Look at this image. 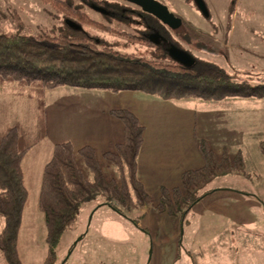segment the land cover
<instances>
[{
  "label": "rangeland",
  "instance_id": "374dc122",
  "mask_svg": "<svg viewBox=\"0 0 264 264\" xmlns=\"http://www.w3.org/2000/svg\"><path fill=\"white\" fill-rule=\"evenodd\" d=\"M71 1L85 3L82 4L84 10L105 21L103 16L87 7L86 3L91 0ZM157 1L181 19L178 28L166 27L162 31L159 45L92 27L83 26L82 29L98 36L114 50L164 61L172 59L165 51L168 38L194 62L211 63L235 79L247 77L252 82L264 81V0ZM111 24L117 30L133 32L131 25ZM53 28L68 30L70 24L61 14H52L50 6L43 1L0 0V33L37 34ZM10 90L0 86V130L20 121L30 134L34 133L35 102L13 97ZM102 93L66 86L45 92L49 132L28 149L22 164L27 195L17 236L21 264H43L47 252L38 195L43 163L50 158L53 145L70 140L80 146L89 140L96 144L99 156L103 138L89 132V125L78 117L79 114L87 106L86 110L92 108L90 104L97 105L98 100L102 106L114 101L120 107L128 104L126 101L131 97L129 92L118 93V96ZM192 101L196 137L207 138L218 153L222 150L230 154L241 152L246 161L245 172L231 171L211 178L198 193L213 191L185 213L168 215L158 212L153 204H145L121 214L101 204V194L82 201L74 223L62 232L55 246L56 262L264 264V154L257 145L264 139V97L233 95L220 100L194 98ZM151 107L152 113L162 115V107ZM139 121L142 123V118ZM146 150L153 153L152 148L146 147ZM106 172L116 175L111 167L106 168ZM175 180L144 178L143 182L145 190L156 201L160 186L179 184L180 180ZM0 264H7L1 254Z\"/></svg>",
  "mask_w": 264,
  "mask_h": 264
},
{
  "label": "trees",
  "instance_id": "16d2710c",
  "mask_svg": "<svg viewBox=\"0 0 264 264\" xmlns=\"http://www.w3.org/2000/svg\"><path fill=\"white\" fill-rule=\"evenodd\" d=\"M41 1L50 6L55 16H64L70 28H53L37 34L0 33V86L10 88L13 97L33 100L37 110L34 133L30 134L20 121L0 130V254L7 264H21L17 236L27 195L21 163L27 150L47 134L44 95L48 89L71 86L110 92L135 90L162 99L264 97L262 80L235 79L224 69L204 61L186 64L171 55L170 61H164L123 53L82 29L92 27L153 46L162 43V31L167 26L132 2L86 3L89 9L103 16L105 21H101L83 9L85 3ZM113 22L131 25L133 32L117 30ZM165 44V51L170 54L169 48L175 44L168 38ZM110 114L122 126L121 138L112 148L98 156L91 144L75 146L69 140L60 141L54 144L44 164L38 195L47 246L43 264H60L55 261V246L62 232L74 223L82 201L101 194V204L121 214L145 204H153L158 212L168 215L185 213L213 191L198 193L211 178L246 170L241 152L218 153L203 137L198 140L202 164L182 171L178 185L160 186L158 199L153 201L137 174L144 126L127 107L112 108ZM258 147L264 154V139ZM110 167L116 175L107 174L106 168Z\"/></svg>",
  "mask_w": 264,
  "mask_h": 264
},
{
  "label": "crops",
  "instance_id": "0c3cea01",
  "mask_svg": "<svg viewBox=\"0 0 264 264\" xmlns=\"http://www.w3.org/2000/svg\"><path fill=\"white\" fill-rule=\"evenodd\" d=\"M93 90L94 92H103L102 94L107 92L111 96L112 94L118 96V93L122 92L130 93L131 97L126 101L128 104H122L120 107H128L135 113L139 120L142 118V124L144 126L143 141L137 156V174L142 182L144 178L156 181L161 179L180 180L182 171L189 168H196L202 164V157L198 150L199 138L196 137L194 128L195 110L192 107L193 105L191 106L194 98L162 99L156 95L135 90L120 92ZM98 102L99 100L96 102L97 105L95 102L90 104L92 108L89 107V110H86L88 108L87 106L82 111L83 114L80 113L78 117L80 119L83 118L82 121L89 125L87 127L89 132L96 134L99 139L103 138L101 144H98L102 147L101 151H104L112 148L114 143L121 138L122 126L110 114V109L119 107L117 105L120 104L112 101L110 104L102 106ZM151 105L162 107V115L160 113H152ZM46 127H48V134L49 124L47 115ZM147 137L148 142L146 141ZM259 142H257V145H259ZM86 143H91L96 148L94 142L88 140L84 144ZM146 147L152 148L153 153H148ZM23 158L21 166L24 161ZM47 160H44L43 167ZM22 171L24 176L23 166ZM153 174H155V177H153Z\"/></svg>",
  "mask_w": 264,
  "mask_h": 264
},
{
  "label": "water",
  "instance_id": "95a60500",
  "mask_svg": "<svg viewBox=\"0 0 264 264\" xmlns=\"http://www.w3.org/2000/svg\"><path fill=\"white\" fill-rule=\"evenodd\" d=\"M138 5L144 12H147L157 18L161 23L170 29H176L181 25V19L176 17L168 10L166 5L157 0H126ZM170 55L178 61L186 64L192 63V58L184 52L173 46L169 48Z\"/></svg>",
  "mask_w": 264,
  "mask_h": 264
}]
</instances>
